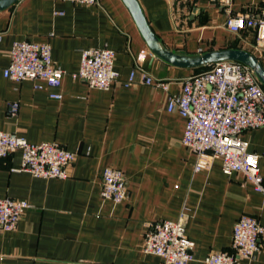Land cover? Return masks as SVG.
Listing matches in <instances>:
<instances>
[{
	"label": "crops",
	"instance_id": "0c3cea01",
	"mask_svg": "<svg viewBox=\"0 0 264 264\" xmlns=\"http://www.w3.org/2000/svg\"><path fill=\"white\" fill-rule=\"evenodd\" d=\"M155 35L180 54L237 49L256 56L255 32L232 35L219 0H137ZM261 0H231L232 13L259 7ZM48 43L51 60L66 74L58 89L5 79L0 71V131L29 143H57L75 153L65 179H41L20 170V153L0 160V198L25 201L29 208L17 228L0 231V264H162L142 253L147 226L182 218L193 243L192 261L204 264L211 252L232 253L233 225L242 215L264 226V196L240 173L225 175L219 160L193 173L195 155L181 144L185 120L167 111V93L141 85L142 74L168 81L177 95L195 69L169 66L148 49L121 0L83 7L61 0H19L0 11V67L9 63L14 42ZM108 48L114 70L134 84L108 91L73 80L82 49ZM139 69L140 72L135 71ZM39 86L40 88H37ZM57 93L60 98L49 97ZM19 105L15 117L8 105ZM258 155L264 179V127L242 135ZM120 170L127 198L120 204L100 197L102 174ZM264 264V240L253 260Z\"/></svg>",
	"mask_w": 264,
	"mask_h": 264
},
{
	"label": "built area",
	"instance_id": "2783aa9c",
	"mask_svg": "<svg viewBox=\"0 0 264 264\" xmlns=\"http://www.w3.org/2000/svg\"><path fill=\"white\" fill-rule=\"evenodd\" d=\"M83 7H91L98 0H61ZM181 4L191 0H169ZM226 18L224 27L232 34L255 32L254 50L264 54V0L251 11L232 13L231 0H219ZM78 71L71 73L89 88L108 91L113 85L127 87L135 82L133 71L128 80H121L114 70L115 53L108 48L82 49ZM9 63L0 67L5 79L20 83H42L48 89H58L66 74L51 60L48 43L14 42L8 52ZM135 71L140 72L139 69ZM140 84L162 89L167 93V111L185 120L181 144L195 155L193 173L208 171L219 160L225 175L240 173L255 192L264 196V179L260 175L255 153L247 150L242 135L246 131L264 127V89L245 66L237 62H220L207 66L181 81L177 95L168 92L169 82L141 75ZM40 88L39 86H36ZM51 98H60L50 93ZM19 105H8L7 115L15 117ZM20 153V170L41 179H65L75 153L57 143H29L16 133L0 131V160ZM100 197L120 204L127 198V182L123 173L107 168L102 174ZM29 205L25 201L0 198V231H14ZM264 240V226L247 215L240 216L232 229V253L211 252L204 264H240L253 260ZM193 243L187 238L182 218L162 220L147 226L141 245L142 253L157 256L162 264H188L192 261ZM89 264V263H70Z\"/></svg>",
	"mask_w": 264,
	"mask_h": 264
},
{
	"label": "water",
	"instance_id": "95a60500",
	"mask_svg": "<svg viewBox=\"0 0 264 264\" xmlns=\"http://www.w3.org/2000/svg\"><path fill=\"white\" fill-rule=\"evenodd\" d=\"M19 0H0V11L9 9ZM130 13L148 49L165 64L181 69H198L220 62H237L248 68L264 89V67L253 54L237 49L180 54L167 49L149 26L137 0H121Z\"/></svg>",
	"mask_w": 264,
	"mask_h": 264
},
{
	"label": "trees",
	"instance_id": "16d2710c",
	"mask_svg": "<svg viewBox=\"0 0 264 264\" xmlns=\"http://www.w3.org/2000/svg\"><path fill=\"white\" fill-rule=\"evenodd\" d=\"M207 67H203V68H198V69H195V73H199L201 72L202 70H205Z\"/></svg>",
	"mask_w": 264,
	"mask_h": 264
}]
</instances>
